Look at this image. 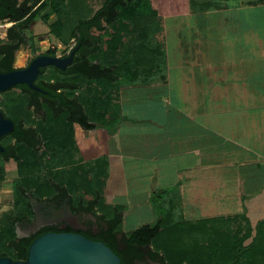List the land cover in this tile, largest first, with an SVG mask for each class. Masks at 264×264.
<instances>
[{"label":"crops","instance_id":"obj_1","mask_svg":"<svg viewBox=\"0 0 264 264\" xmlns=\"http://www.w3.org/2000/svg\"><path fill=\"white\" fill-rule=\"evenodd\" d=\"M250 5L257 7L256 14L261 10L259 17L264 18V0H253ZM166 71L159 74L158 70L155 76L114 91V104L121 108L109 118L112 128L90 123L97 127L85 129L78 121L73 123L79 165L90 180L95 176L100 179L101 182L92 183L99 184L95 191L102 192L105 206L124 210L122 227L127 223L134 226L130 232L123 228L126 234L157 223L159 219L151 203L156 196L159 206L186 220L242 215L245 198L254 201L264 197V185L260 184L264 178V94L260 100L254 93L256 89L264 92V83L261 88L257 77L258 88L253 91L242 83H235L233 94L226 89L232 99L243 100L250 93L252 99L246 105L238 100L227 104L225 91L218 88L225 100L218 101L214 113L213 106L217 105L213 103L217 102L213 101L212 92L216 86L212 82L216 79L210 76L208 90H201L200 84L202 93H196L197 78L190 74L182 82L178 79L181 83L173 90ZM132 90L141 91L142 96L136 105L128 106L127 103L134 102L129 98L137 96ZM247 113L249 116H245ZM79 130L95 138L92 152L79 144ZM87 154L90 157L86 158ZM228 203H239L240 213L229 215ZM219 210L224 212L215 215ZM246 211L248 217L249 208Z\"/></svg>","mask_w":264,"mask_h":264},{"label":"trees","instance_id":"obj_2","mask_svg":"<svg viewBox=\"0 0 264 264\" xmlns=\"http://www.w3.org/2000/svg\"><path fill=\"white\" fill-rule=\"evenodd\" d=\"M190 1L192 8L199 12L212 10L214 6L211 0ZM37 2L40 5L31 19L39 18L43 13L41 19L48 23L53 14L62 16L65 0H37ZM15 3L16 0H0V19L3 13L13 11ZM23 15L15 19H20ZM157 16L153 0H106L91 18L79 19L69 34L60 19L50 25L51 34L64 46L68 47L73 39H77L79 44L89 50L93 39L99 45L93 56L89 58L79 56L66 72L53 68L55 74L50 75L48 79L50 81L53 79L59 84L60 89H64L61 93L56 90L51 91L56 109L43 106L47 114L46 124L45 121L35 123V130L24 128L25 124L34 126L31 124L32 121L26 120L25 112L32 111L31 97H44V95L26 85L15 88L21 91L16 96H11L13 89L4 93L8 96L7 100L1 103L3 109L0 108V111L15 123V132L10 136L19 137V135L36 133L43 142L42 154L31 153V149L24 144L16 146L19 152L16 158L18 185L25 187L26 190L36 188L42 191L43 186H39L42 182L41 174H49L52 182L61 186L68 185L65 189L71 196L78 194L77 200L92 196L88 203L99 207L104 218L112 220L115 226H118L117 230L123 231L121 224L124 210L105 206L102 192L95 191V185L99 186V184L92 183L93 180L101 182L100 179L90 180L87 176L89 174L79 165L73 123L78 121L85 129H94L97 127L94 124L104 128L113 127V122L109 118L117 115L120 108L114 104L113 92L126 85L140 83L142 73L139 72V67L143 64V57H146L149 63L151 59L154 60L147 30L152 25H158ZM109 28L115 32L110 33ZM132 28L140 31L139 35L133 37L132 43L123 45L122 32L130 36ZM92 29L97 30L99 35L92 36ZM107 37H110V40L105 41ZM9 39V42L0 46V72L3 73L16 69L15 53L22 45L27 44L21 34L9 35ZM104 44L108 46L109 52L104 50ZM118 44L123 45V52L118 54L119 58H116L119 52ZM55 52L56 50H53L50 53ZM44 72L45 70H42V73ZM153 73H148L147 78L152 77ZM38 86L45 88L43 83H38ZM6 149L9 150L10 147ZM60 163H63L60 169H55L54 167ZM71 165L74 167L68 169ZM57 170L60 171L56 173ZM36 175L38 178H35ZM70 176H74V179ZM80 176L83 179L87 177L90 181L88 183L92 189L86 193L79 190L78 184L82 182L74 181L76 177L81 178ZM52 192L51 188L46 194ZM19 197L16 192V200L19 201ZM159 210L162 215L160 214L161 218L157 223L143 226L130 234L125 233L131 242L139 245L152 243L157 252L164 251V255L169 256L171 262L177 258L181 264H264V220L259 221L254 228L245 214L235 216L247 222L246 232L240 236L223 233L224 221H227L223 218L186 220L178 218L172 210L166 211L163 206ZM165 230H169L170 234L165 235ZM11 232L10 228L5 231L10 234ZM250 239L252 241L245 245Z\"/></svg>","mask_w":264,"mask_h":264},{"label":"rangeland","instance_id":"obj_3","mask_svg":"<svg viewBox=\"0 0 264 264\" xmlns=\"http://www.w3.org/2000/svg\"><path fill=\"white\" fill-rule=\"evenodd\" d=\"M23 1L24 0H19L20 3ZM105 1L106 0H65L61 17L53 14L49 22L45 23L41 19V16L43 15L42 13L39 18L32 20L33 22L27 24L25 28L19 27L18 29L26 38L27 44L22 45L16 51L15 68H26L35 57L42 55L49 50L55 49L60 56L68 54V49L74 45V41L72 40L68 47L64 46L51 34L50 25L60 19L66 26L68 30L67 33L69 34L79 19L85 20L91 18L103 6ZM199 1L203 2L208 0ZM211 1L214 4L212 10L210 9L206 12L202 10L199 12L192 8L190 0H153V4L158 13L156 19L158 25L150 26L147 32L150 41L149 44H151L150 51L153 54L154 60L151 59L149 63L146 60V57H143V64L139 67V72L142 73L140 77V81L142 82L149 78H147L148 73L151 74L154 71L155 73H153V76H155L158 73V70L159 74L162 71L168 70V73L166 71V75H168L173 90H175V88L178 89V84L182 82V78H186V76L191 74L194 79L197 78L196 93H199L200 91L198 88L200 84L203 85L201 90L204 89V87L208 90L209 82H211L209 81L210 76H212L216 79L215 82H212L214 87L216 86L215 90L212 92V96L215 95V100L213 101L217 102L213 103V105H217L216 107L213 106V112L215 113L214 109L216 111L218 110V101H220V99L225 100V96L220 97V94L217 91L218 88H222L225 91L227 104L231 101V105L234 100L243 102V104L246 105V102H250L252 99L250 93L247 96H243V100L239 98L232 99L230 98L231 96L228 97L226 89L229 88L231 90L229 93L233 94L232 91L235 83H242L244 85L243 87L246 86L247 89L253 91V88H258V84L255 82V79L258 77L261 82V85L259 86L262 88V84L264 83V18L259 17L260 14H263V12L261 13V10L259 11V14H256L257 7L250 5L253 0ZM242 3L246 4L243 5ZM198 10H200V8ZM11 25L12 23L9 22H0V46L7 41L6 35L8 29L11 28ZM109 32L114 33L115 31L109 28ZM130 32L132 33L130 36H126L125 33L122 32L123 45L132 43L133 37L136 38L140 31H135L132 28ZM92 33L99 35V32L96 30H93ZM107 40H110V37L105 39V41ZM123 45L118 44L119 52L117 53L116 58H119L118 54L123 52ZM103 47L106 52H109L106 44H104ZM144 73L146 75H143ZM195 73L197 76H195ZM52 74L55 73L49 69L46 76L48 77ZM220 78L222 79V82L220 81ZM178 79L179 81L181 79V82H178ZM209 87L212 88L211 86ZM130 92L137 96L129 98L134 99V102L127 103V101L129 102L130 100H126L128 106L137 103V100L141 99L142 96L141 91L132 90ZM208 92L211 96V90ZM4 93H0V108L2 109L3 106L1 103L7 100L8 96ZM20 93V90L13 89L11 96H16ZM239 93L243 94L244 92L240 91ZM254 93H256V96H260V100L263 99L262 95L264 92H261L260 89H256ZM123 94L124 92L122 93V97ZM121 104H123V102H121ZM231 108L233 109L234 107L231 106ZM138 112L140 113V109H137V114ZM25 113L27 121H32L31 124L34 125H36L35 123L39 124L33 111H27ZM245 116H249V113ZM241 120L243 122L245 121L243 117H241ZM243 122H240L239 124L243 125ZM244 139L247 141V137ZM95 141V138L89 137L87 133H81L80 130L78 131L79 144L82 147L88 148L90 152H92V149L90 148L96 146ZM30 151L31 153L36 154V151ZM85 157L87 158L90 156L87 154ZM62 165L63 163H60L54 168L60 169ZM59 171L60 170H57L55 172L58 173ZM17 173L18 165L16 163L10 162L5 164L0 158V214L6 211L12 204L11 185L13 186L14 181L16 182L18 180ZM244 175L246 179V171ZM87 176L89 178V175ZM41 177L42 181L52 182L49 174L47 175L43 173L41 174ZM80 177L81 178L76 177V180L74 181L82 182L81 184H78V187L80 188L79 190H82V193H86L88 190L92 189L88 183L90 181L87 177L84 179L82 176ZM35 178H38V176L36 175ZM70 178L74 179V176H70ZM95 181L98 182L97 180H93V182ZM249 184H251V182ZM260 184L264 185V178L263 182H260ZM77 195L73 194L72 196L77 200ZM90 199H92V197L85 196L84 200L88 202ZM159 202L160 200L158 196H156L155 200L151 202L155 209L157 219L162 215L159 210L161 207L159 206ZM226 205L227 204H224V206ZM239 205V203H228L226 209L230 211L229 215L240 213ZM241 206L245 209L244 212L242 211L243 214H247L246 209L249 208L250 213L248 212L249 218H247L251 221L252 227L255 228L259 221L264 220V197H259L254 201H247V198H245ZM259 206L261 208H258ZM166 208L167 207H164L165 210ZM97 211L102 213L99 207ZM223 212H220L219 210L215 215L218 216ZM210 215L213 216L214 214L211 213ZM193 217L200 218L201 216ZM223 219L227 220L224 221L222 229L223 233L239 234L240 236L245 234L247 225L246 221L239 217ZM140 222L141 221H139V223ZM133 227V225L128 223L127 225L124 224L123 227L121 225V228H124V230H127L128 232L133 231ZM176 232L179 231L176 230ZM164 234H170L169 230H165ZM251 241V239L248 240L245 245H248ZM161 253L164 255V251H161ZM164 258L169 264H181L177 258H174L172 262L169 260V256L167 257L164 255Z\"/></svg>","mask_w":264,"mask_h":264},{"label":"flooded vegetation","instance_id":"obj_4","mask_svg":"<svg viewBox=\"0 0 264 264\" xmlns=\"http://www.w3.org/2000/svg\"><path fill=\"white\" fill-rule=\"evenodd\" d=\"M39 5L40 3L37 0H24L21 3L19 0H16L13 11L3 13L4 15L1 17L0 22L12 23L11 28L7 31V41L4 43L10 41L9 35L15 36L21 34L18 29L19 27L25 28L27 24L35 20L34 18L31 19V17L37 12ZM9 9L11 10L12 8ZM21 15L23 17L15 19ZM93 30L95 29H92L91 33ZM92 36L98 35L92 33ZM21 37L26 41V38L22 34ZM73 41L74 45L69 47L68 54L61 56L57 52L52 54L50 52L55 50L53 49L42 55L66 58L75 51V63V60L79 56L87 58L93 56L99 45L93 39L92 47L89 50L79 44L77 39H73ZM74 63L67 67L65 71L57 70L66 72ZM53 68L55 67L50 66L42 69L45 70L44 73L41 70V74L35 82L40 91L32 90L43 94L44 97L33 96L30 102V108L34 112L37 121H45V124L47 114L43 106L53 110L56 109L53 105L54 101L51 98V91L56 90L58 93H61L64 89L63 85H61L63 89H60L59 84L53 79L50 81L48 79L49 76H46L49 69L53 72ZM38 83H43L45 88H40ZM77 95L79 94L77 93ZM24 128L35 130V125L29 126L25 124ZM10 135L3 137L0 141V144L5 149L3 153H0V158L5 164L14 162L18 165L16 159L19 154L16 148L17 145L24 144L31 150L40 154L43 153V142L41 137L36 133L19 135V137H11ZM6 147H10V149L7 150ZM39 186H43L42 191L36 188L26 190L25 187L18 185L15 181L13 186L11 185L12 204L6 211L0 214V258L6 257L14 261H25L27 260L30 246L39 237L50 233H73L96 242L104 243L120 257L122 264H169L164 255L155 250L152 243L139 245L131 242L130 238L123 231L117 230L118 226H115L112 220L105 219L103 213L97 211V207L89 204L86 200L76 201L66 191L64 186L45 181L40 182ZM51 188L53 192L46 194V192H50ZM16 192L20 196L19 201L16 200ZM8 228L11 229V234L5 233Z\"/></svg>","mask_w":264,"mask_h":264},{"label":"water","instance_id":"obj_5","mask_svg":"<svg viewBox=\"0 0 264 264\" xmlns=\"http://www.w3.org/2000/svg\"><path fill=\"white\" fill-rule=\"evenodd\" d=\"M75 51L69 57L38 56L26 68L0 72V93L26 85L39 90L35 85L41 70L53 66L65 71L74 63ZM15 123L0 111V141L12 134ZM5 151L0 144V153ZM0 264H122L120 257L107 245L73 233H50L36 239L30 246L27 260L14 261L0 258Z\"/></svg>","mask_w":264,"mask_h":264}]
</instances>
